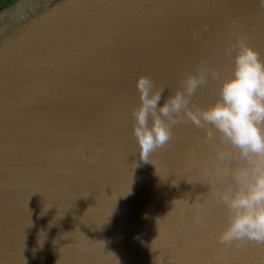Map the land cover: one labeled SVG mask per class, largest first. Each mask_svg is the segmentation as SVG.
<instances>
[{"label":"water","instance_id":"1","mask_svg":"<svg viewBox=\"0 0 264 264\" xmlns=\"http://www.w3.org/2000/svg\"><path fill=\"white\" fill-rule=\"evenodd\" d=\"M0 18V264H264L217 239L204 130L175 126L147 163L132 134L141 75L167 97L206 69L203 108L228 47L264 59L258 0H15Z\"/></svg>","mask_w":264,"mask_h":264},{"label":"clouds","instance_id":"2","mask_svg":"<svg viewBox=\"0 0 264 264\" xmlns=\"http://www.w3.org/2000/svg\"><path fill=\"white\" fill-rule=\"evenodd\" d=\"M258 4L264 8V0ZM225 54L232 58V74L221 77L213 70L219 82L218 99L207 107L191 105L197 89L208 83V72L202 67L187 74L181 87L167 97L163 87L157 88L150 76L141 75L136 84L140 102L132 110V134L141 160L147 163L153 152L173 139L175 126L190 123L204 130L205 143L215 148L208 166L211 190L215 185L216 203L227 210L219 243L264 246V59L246 38L238 39ZM195 220L201 222L199 212Z\"/></svg>","mask_w":264,"mask_h":264},{"label":"trees","instance_id":"3","mask_svg":"<svg viewBox=\"0 0 264 264\" xmlns=\"http://www.w3.org/2000/svg\"><path fill=\"white\" fill-rule=\"evenodd\" d=\"M10 0H0V9Z\"/></svg>","mask_w":264,"mask_h":264},{"label":"rangeland","instance_id":"4","mask_svg":"<svg viewBox=\"0 0 264 264\" xmlns=\"http://www.w3.org/2000/svg\"><path fill=\"white\" fill-rule=\"evenodd\" d=\"M15 0H10L9 2H7L3 7H7V6H9V5H11L13 2H14Z\"/></svg>","mask_w":264,"mask_h":264},{"label":"bare ground","instance_id":"5","mask_svg":"<svg viewBox=\"0 0 264 264\" xmlns=\"http://www.w3.org/2000/svg\"><path fill=\"white\" fill-rule=\"evenodd\" d=\"M4 18H0V25H2V20H3Z\"/></svg>","mask_w":264,"mask_h":264}]
</instances>
